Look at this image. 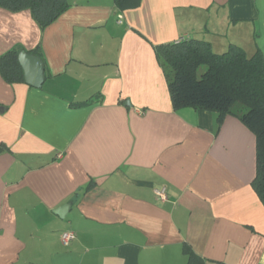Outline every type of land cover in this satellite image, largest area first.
Instances as JSON below:
<instances>
[{"label":"crops","instance_id":"crops-1","mask_svg":"<svg viewBox=\"0 0 264 264\" xmlns=\"http://www.w3.org/2000/svg\"><path fill=\"white\" fill-rule=\"evenodd\" d=\"M67 1L44 29L0 6V56L40 45L46 71L0 72V264H264L255 133L176 110L154 47L264 55V0Z\"/></svg>","mask_w":264,"mask_h":264},{"label":"trees","instance_id":"trees-1","mask_svg":"<svg viewBox=\"0 0 264 264\" xmlns=\"http://www.w3.org/2000/svg\"><path fill=\"white\" fill-rule=\"evenodd\" d=\"M120 10L135 8L141 0H115ZM11 11L29 9L44 29L69 7L67 0H0ZM40 45L30 52L42 59ZM159 62L168 79L174 108L194 107L218 113V120L232 114L256 135L257 172L252 185L264 203V55L259 50L248 56L235 44L222 53L211 43L196 38L155 45ZM22 47L0 56V72L8 82L25 81L19 62ZM44 60V59H43ZM201 67L204 70L200 72ZM191 254V261L193 253Z\"/></svg>","mask_w":264,"mask_h":264},{"label":"water","instance_id":"water-1","mask_svg":"<svg viewBox=\"0 0 264 264\" xmlns=\"http://www.w3.org/2000/svg\"><path fill=\"white\" fill-rule=\"evenodd\" d=\"M19 62L24 71L25 81L34 87H40L46 77L43 59L39 55L29 53L27 50H22L19 53ZM70 205V203L63 205L57 208L55 212L61 217H64Z\"/></svg>","mask_w":264,"mask_h":264},{"label":"built area","instance_id":"built-area-1","mask_svg":"<svg viewBox=\"0 0 264 264\" xmlns=\"http://www.w3.org/2000/svg\"><path fill=\"white\" fill-rule=\"evenodd\" d=\"M118 20L120 23H122V20H123L122 14L118 15ZM180 40H178V41H180ZM156 193L159 196L165 197V191L164 190H157ZM75 238H76V232L73 230H67V231L62 232V234H61V240L64 244L70 243Z\"/></svg>","mask_w":264,"mask_h":264},{"label":"rangeland","instance_id":"rangeland-1","mask_svg":"<svg viewBox=\"0 0 264 264\" xmlns=\"http://www.w3.org/2000/svg\"><path fill=\"white\" fill-rule=\"evenodd\" d=\"M203 70H204V67H201L200 72H202Z\"/></svg>","mask_w":264,"mask_h":264}]
</instances>
